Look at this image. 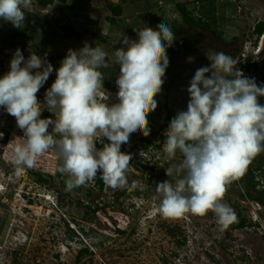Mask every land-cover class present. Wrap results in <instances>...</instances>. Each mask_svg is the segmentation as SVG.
<instances>
[{
  "label": "rangeland",
  "instance_id": "obj_1",
  "mask_svg": "<svg viewBox=\"0 0 264 264\" xmlns=\"http://www.w3.org/2000/svg\"><path fill=\"white\" fill-rule=\"evenodd\" d=\"M33 1L25 10L23 28H36L33 46L37 45L54 69L50 81L41 87L44 91L37 93L41 104L46 89L55 80V69L67 51L78 50L85 42L89 46L94 42V38L83 31L88 27L86 18L96 21L104 35L112 36L102 47L108 53V66L99 69L105 76L103 89L110 94L109 104L116 102L115 80L119 65L114 64L113 53L123 47L118 41L122 34L135 40L134 28L146 25L158 30V24L168 25L176 2L187 4V11L196 20L202 17L210 22L209 17L198 13L203 11L201 5L207 7L206 1L148 0L150 9L146 11L143 0H68L61 12L56 4L46 10L37 9ZM109 2L120 5L123 10L115 19L113 33L106 22V17L110 16ZM233 2L235 4H231ZM39 13L64 19L66 37L52 23L38 22L36 14ZM215 16L214 29L209 31L193 32L182 26L174 32L176 39L167 48L169 65L162 90L154 97L157 107L147 116L150 133L147 136L133 133L130 142L121 145L122 152L132 155L127 171L129 187L113 190L105 185L101 193L107 206L98 205L102 210L93 211L98 201H90L87 195L98 193L94 183L67 190V176L56 170L59 161L54 152L37 157L34 167L17 175L12 164V146L18 142L15 138L23 133L17 128L15 118L0 108V133H3L0 137V264H264V206L245 194L246 182L232 181L222 201L251 225L243 229L234 230L229 225L221 230L211 211L204 216L185 214L170 219L156 211L159 203L156 183L175 181V177L169 178L165 171L170 162L163 159L164 133L177 112L187 110L190 99L187 88L195 71L210 66L208 56L216 52H225L237 63L241 61L237 56L244 53L250 63L257 64V71H250L248 78L253 74L257 85L264 86V35L257 37L252 33L256 20L264 21V0H216ZM23 28L17 29L10 22L0 23V77L6 73L4 70H9L17 49L9 46L11 34ZM127 30L133 33L127 34ZM111 70L115 74L111 82L113 88L108 86ZM205 75L210 76V73ZM50 117L54 119L45 108L40 118ZM103 142L108 141L103 138ZM96 146L103 145L97 142ZM180 159L177 153L171 163ZM133 162L152 170L146 177H138L140 174ZM249 165L262 167L253 173L256 183L253 195L262 193L264 198V153L253 158ZM34 172L53 176L49 188L35 182ZM54 195L58 197L57 204ZM84 249L87 253H81Z\"/></svg>",
  "mask_w": 264,
  "mask_h": 264
},
{
  "label": "clouds",
  "instance_id": "obj_2",
  "mask_svg": "<svg viewBox=\"0 0 264 264\" xmlns=\"http://www.w3.org/2000/svg\"><path fill=\"white\" fill-rule=\"evenodd\" d=\"M30 4L31 0H0V19L23 28ZM157 29L134 28L135 40L120 36L123 47L113 53L114 64L119 65L118 91L111 104L99 70L108 66V53L100 45L85 42L82 48L67 51L43 104L37 93L53 66L35 52L25 59L19 48L15 50L9 71L0 77V108L15 118L23 133L12 146L17 175L34 167L37 157L54 152L56 170L67 176L69 191L94 183L98 174L113 190L129 187L132 155L122 152L121 145L128 144L133 133L149 135L147 116L157 107L154 97L162 90L169 65L167 48L176 39L166 23ZM208 59L210 66L197 69L187 88V110L178 111L164 133L163 159L170 162L165 171L175 181L156 183V211L165 219L211 211L223 230L236 220L222 202L227 186L264 153V105L258 101L264 97V86L245 77L250 72L237 69V61L223 51ZM45 108L54 119L40 118ZM97 142L103 146L97 148ZM177 153L181 159L171 163ZM53 198L57 204L58 197Z\"/></svg>",
  "mask_w": 264,
  "mask_h": 264
},
{
  "label": "trees",
  "instance_id": "obj_3",
  "mask_svg": "<svg viewBox=\"0 0 264 264\" xmlns=\"http://www.w3.org/2000/svg\"><path fill=\"white\" fill-rule=\"evenodd\" d=\"M68 0H34L32 2L33 5H35L37 9L40 10H46L50 7H54V5L56 4L57 10H59V12H61V8L65 7V5L67 4ZM131 2H134L135 0H130ZM171 1V0H170ZM197 2H204L206 1V8H204V6H200L201 9L203 10L201 12L198 11L199 14L201 15H205L207 17H209L210 22L204 21L202 19V17L198 18V20H196L192 15L191 12L187 11L186 9V5L187 4H180V3H175L174 4V9L173 12L170 16H172V19H170L169 21V27L173 30V32H177V28L182 27V26H187L189 28L192 29L193 32L196 31H201L202 29L206 32L209 31L211 28H213V24H214V19H215V15H216V0H195ZM144 2V9L146 11H148L149 5H148V0H143ZM187 3V2H186ZM231 4H235L234 2ZM107 8L110 12V16L106 17V22L109 24V27L111 28V31L113 33V29L116 27V22L115 19L120 17L122 15V8L120 5H114L112 3H108ZM26 10V9H25ZM27 11V10H26ZM29 12V10H28ZM43 13H39L36 14L37 15V20L38 22H43L48 24V22L52 23L55 28L62 34V36L66 37L67 32L65 30V22L64 19L62 20L61 18H58L56 16H54L53 14H49L48 16L46 14ZM153 19H155L154 15L152 16ZM3 22V19H0V23ZM85 24L88 26L85 30H83L85 33H88L90 36H92L94 38V42L91 43L90 46L95 47V44L100 45L101 47L106 46L108 38H111V35L106 36V34L104 35L99 29H98V24L96 21L90 20L88 18L85 19ZM89 27H91V30H88ZM214 29V28H213ZM130 31V32H128ZM14 33H12V40L11 42H9V46H15L17 48H19L21 50V53L23 54V56L25 57V59L28 58L30 52H35V54L46 58L45 56H43L40 52V49L37 47V45L33 46L34 42V34L36 33V28H32V29H26L23 28L21 30L18 31H13ZM127 34L128 33H133L132 30H127L126 31ZM252 33L254 35L257 36H263L264 35V21H259L258 23H256L254 25V29H252ZM208 38L207 33H205V39ZM207 41V39H206ZM211 41V40H210ZM251 41V40H250ZM218 41H216L217 43ZM206 47V45H204ZM237 59L241 60L240 63H237L235 65V67H239V69H243L245 72H255L257 71V64L256 63H250V60L247 58H241L239 55L237 56ZM47 62L49 61L48 58H46ZM243 62V63H242ZM9 71V70H8ZM112 71V70H111ZM51 78V74L48 78L47 81H50L49 79ZM251 78L253 77V74L251 76ZM115 79V74L114 71H112L111 73H109L108 75V86H111V82H113ZM111 88H113L111 86ZM39 91H44L42 88H40ZM258 101L261 105H264V97H258ZM1 160V159H0ZM133 167L135 168L136 171L139 172L140 176L138 177H146V175H148L150 173V171L152 170L151 167L147 168L144 167L142 165H140V163H135L133 162ZM260 170L262 169L261 166L258 167H251L250 165H248L247 169H246V174L247 176L244 175L239 177L238 179H236L235 181L238 182H246V192L245 194L248 195V197L253 200L254 202L264 206V198H263V194L260 193L258 196H254L253 194L256 192V183L254 182V170ZM13 170V169H12ZM11 170V171H12ZM33 177H35V182L38 185H43L44 187L49 188V184L50 181L53 179V176L46 174L44 176L38 174L37 172H34ZM137 178V176H136ZM95 187L98 190L97 194H90L88 193L87 195L88 198L91 197L92 202L94 201H98V204L94 203L93 206V211H98V210H102V207H99V203H102V205L107 206V204L105 203V201L102 199V197L104 196L101 192L105 186L104 182L102 181V179L100 178L99 174L97 175L96 179H95ZM236 220L230 224L231 228L234 230H238V229H243L245 227H249L251 226L250 224L247 223V221L240 215V213H237L236 215ZM81 253H87V250H81Z\"/></svg>",
  "mask_w": 264,
  "mask_h": 264
},
{
  "label": "built area",
  "instance_id": "obj_4",
  "mask_svg": "<svg viewBox=\"0 0 264 264\" xmlns=\"http://www.w3.org/2000/svg\"><path fill=\"white\" fill-rule=\"evenodd\" d=\"M239 56L241 57V58H246L247 57V54H244V53H241V54H239ZM238 69H239V67H237ZM239 70H241V69H239ZM5 72H7V70H4ZM242 71V70H241ZM243 72V71H242ZM250 75V73H248V74H246V73H244V76L245 77H248Z\"/></svg>",
  "mask_w": 264,
  "mask_h": 264
},
{
  "label": "flooded vegetation",
  "instance_id": "obj_5",
  "mask_svg": "<svg viewBox=\"0 0 264 264\" xmlns=\"http://www.w3.org/2000/svg\"><path fill=\"white\" fill-rule=\"evenodd\" d=\"M259 21H262V20L257 19V20H256V23H258ZM253 29H254V27H253Z\"/></svg>",
  "mask_w": 264,
  "mask_h": 264
}]
</instances>
